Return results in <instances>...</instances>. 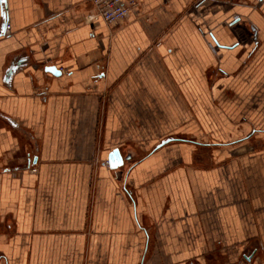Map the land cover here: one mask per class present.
<instances>
[{
    "label": "crops",
    "instance_id": "0c3cea01",
    "mask_svg": "<svg viewBox=\"0 0 264 264\" xmlns=\"http://www.w3.org/2000/svg\"><path fill=\"white\" fill-rule=\"evenodd\" d=\"M136 1L0 0V264H264V0Z\"/></svg>",
    "mask_w": 264,
    "mask_h": 264
},
{
    "label": "built area",
    "instance_id": "2783aa9c",
    "mask_svg": "<svg viewBox=\"0 0 264 264\" xmlns=\"http://www.w3.org/2000/svg\"><path fill=\"white\" fill-rule=\"evenodd\" d=\"M96 9L91 19L101 18L109 25L123 22L130 15L133 7L137 5L136 0H90ZM7 28L10 25L7 24Z\"/></svg>",
    "mask_w": 264,
    "mask_h": 264
},
{
    "label": "water",
    "instance_id": "95a60500",
    "mask_svg": "<svg viewBox=\"0 0 264 264\" xmlns=\"http://www.w3.org/2000/svg\"><path fill=\"white\" fill-rule=\"evenodd\" d=\"M237 22L238 21L236 20V21L230 23L229 29L234 34V36L236 37V39L238 41L243 42L244 37L242 36V27L237 25ZM5 25H6V23L4 22L2 27L5 28ZM50 71L54 74H57V75L60 74L59 70L56 67H52L50 69ZM128 159H129L128 157L124 158L121 155V152L119 149H115L109 155L108 163H109L110 168L118 169V168L122 167L125 163V160H128ZM121 173H122V170H121Z\"/></svg>",
    "mask_w": 264,
    "mask_h": 264
},
{
    "label": "rangeland",
    "instance_id": "374dc122",
    "mask_svg": "<svg viewBox=\"0 0 264 264\" xmlns=\"http://www.w3.org/2000/svg\"><path fill=\"white\" fill-rule=\"evenodd\" d=\"M242 36L244 37L243 42H246V41L248 40V36H249V34L247 33V29H246V28H243V27H242ZM183 131H186V129H184ZM199 147H201V148H205V147H202V146H199ZM31 170L33 171V173H34V172H35V173H38V172H37V168H32Z\"/></svg>",
    "mask_w": 264,
    "mask_h": 264
}]
</instances>
